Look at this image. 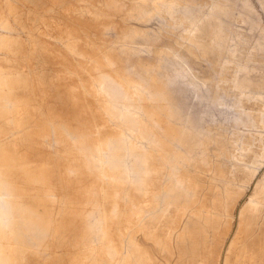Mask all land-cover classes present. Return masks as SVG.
Instances as JSON below:
<instances>
[{
  "label": "bare ground",
  "instance_id": "bare-ground-1",
  "mask_svg": "<svg viewBox=\"0 0 264 264\" xmlns=\"http://www.w3.org/2000/svg\"><path fill=\"white\" fill-rule=\"evenodd\" d=\"M74 2L33 20L30 71L0 62V264H264L256 14L238 0ZM0 52L21 48L0 37Z\"/></svg>",
  "mask_w": 264,
  "mask_h": 264
},
{
  "label": "rangeland",
  "instance_id": "rangeland-1",
  "mask_svg": "<svg viewBox=\"0 0 264 264\" xmlns=\"http://www.w3.org/2000/svg\"><path fill=\"white\" fill-rule=\"evenodd\" d=\"M60 1H66V0H29V1L27 0H0V37L4 39L16 41V43H18L21 48V52H19L17 55H10V54L7 55L3 52H0V62L5 64L6 63L5 61L9 60L11 62V70L12 68H14L24 73H27L28 71L31 70V67L33 65V60L31 59V57H28L26 59V55L28 52L30 53L31 48L35 44V39L33 37L36 36L37 33L35 32L33 28V20L41 17L42 15H46L47 12L45 10L54 5H55L54 7H56V5ZM238 1L248 5L250 9L256 14V16L259 19V25L261 27L262 34H264V12L262 8L260 7L258 0H238ZM73 3L79 4L77 2H74V0H73ZM92 3H95V1H92ZM120 25H121V22L119 20H113V22H111L110 27L118 28ZM158 25H159L158 22L151 21L144 28L151 35L155 32L156 35L159 36L158 33H160V30L157 31ZM92 34H96L97 36L99 35L102 38H105L106 40H111L114 38L115 31L112 29H108L105 31L103 30L93 31L92 30ZM159 37H160V40L157 43L158 46H162L164 45L165 42H168L166 38L163 36V34H161ZM49 42L53 47L52 50H53L54 56H56V60L57 61L61 60V57H63V55H59V53H62V47L59 44H57V42L54 41L52 38L49 39ZM140 56L145 57L146 55L141 54ZM81 61L83 62V60ZM26 62H29L28 65L26 64ZM77 66L79 67V65ZM161 66H162V69L163 67L166 68V70L164 71L162 70V72L166 74V77L168 79H171L170 76L173 78L174 77L173 75H175L177 72L181 70L179 68L180 65L178 64L177 59H175L173 56H169V58H166V60H163L161 62ZM196 68L197 67H195V69ZM17 72L18 71H14V74H16ZM82 79H83L82 74H75L74 76H72L71 81L74 82V84L77 85L78 88L79 87L81 88L82 82L80 80ZM78 94L80 95V98L83 101L85 99L83 96L84 94L83 88H81L80 91H78ZM186 94L187 93L185 92V95ZM193 102L195 103L196 100H194ZM93 106L96 108L98 107L95 103ZM101 124L102 126H105L107 128L115 127L114 124L112 122H109V120L105 117L101 119ZM202 124H203V121L201 122V125ZM50 146H52V148ZM47 147L49 150L51 151L53 150L54 144L52 143V141ZM71 168L72 167H69V172L72 171ZM263 173H264V163L260 165V168L255 175L254 182L257 179H259V177ZM252 188H253V183L250 184L248 188L245 190L243 196L240 199V203H243L248 198V196L251 193ZM101 204L102 203L100 201L97 204L92 205L91 209L87 211V213L92 214L94 216L93 226L95 227L94 231L96 233L97 231L99 233L102 230L100 228L102 221L99 215L100 213L99 208L101 207ZM234 226H235V220L233 219L230 233L225 241L226 244H227V240L229 241V239L233 237V233L235 229Z\"/></svg>",
  "mask_w": 264,
  "mask_h": 264
}]
</instances>
